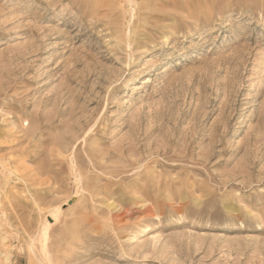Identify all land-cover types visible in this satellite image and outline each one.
Wrapping results in <instances>:
<instances>
[{
	"label": "rangeland",
	"instance_id": "obj_1",
	"mask_svg": "<svg viewBox=\"0 0 264 264\" xmlns=\"http://www.w3.org/2000/svg\"><path fill=\"white\" fill-rule=\"evenodd\" d=\"M0 130V264H264V0H0Z\"/></svg>",
	"mask_w": 264,
	"mask_h": 264
},
{
	"label": "bare ground",
	"instance_id": "obj_2",
	"mask_svg": "<svg viewBox=\"0 0 264 264\" xmlns=\"http://www.w3.org/2000/svg\"><path fill=\"white\" fill-rule=\"evenodd\" d=\"M135 1V0H134ZM132 6V5H131ZM133 9V8H132ZM155 48V47H154ZM145 54H150L149 52H150V49L149 48H145ZM172 56V55H171ZM140 60V59H139ZM143 75L141 74V73H138V74H135V75H133L132 77H130V79L132 80V82L133 81H135V80H137V79H139L140 77H142ZM14 142V140H12V139H10V136L9 135H7V133H3V130H0V149L1 150H12L11 148V146H10V144L11 143H13ZM14 155V154H13ZM24 160H22V161H20L19 159H16V158H14L12 155L10 156V157H8V161L6 162V164L5 163H3L2 161H1V163H2V165L4 166V167H7V166H9V172L11 173V172H17L18 170V168L17 169H13V165H17V164H19L20 162H23ZM20 169V168H19ZM77 178V177H76ZM36 204H37V202H36ZM58 208H60V207H58ZM3 210V209H2ZM1 210V211H2ZM59 210H61V209H59ZM54 212H59L58 210H55V211H53L52 213H54ZM4 213H5V211H4ZM46 219V218H45ZM55 219H56V217H55ZM51 223H50V220L47 218L46 219V221H45V224H43L42 226V228H41V230H40V233H41V242H42V257L40 258V261L41 262H43V261H49L50 262V259H49V253H50V249H49V247H48V245H49V242H50V225ZM49 259V260H48Z\"/></svg>",
	"mask_w": 264,
	"mask_h": 264
}]
</instances>
